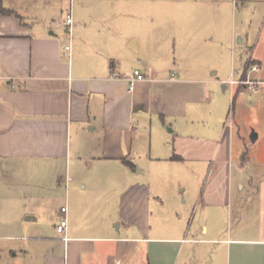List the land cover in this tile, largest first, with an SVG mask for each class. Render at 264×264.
<instances>
[{"label":"crops","instance_id":"obj_1","mask_svg":"<svg viewBox=\"0 0 264 264\" xmlns=\"http://www.w3.org/2000/svg\"><path fill=\"white\" fill-rule=\"evenodd\" d=\"M152 1L3 0L0 264H264V174L247 181L233 162L245 119L264 135V0H232L231 20ZM207 26L210 73L179 59ZM229 85L238 114L220 111L207 136L198 113ZM190 159L206 169L188 173L204 180L187 197Z\"/></svg>","mask_w":264,"mask_h":264},{"label":"rangeland","instance_id":"obj_2","mask_svg":"<svg viewBox=\"0 0 264 264\" xmlns=\"http://www.w3.org/2000/svg\"><path fill=\"white\" fill-rule=\"evenodd\" d=\"M167 1H168V6L170 7H175L178 3H180L185 6L189 5L191 7L193 6L197 7L200 10L204 11L205 13H212L215 10L221 9L224 15L228 14L227 19L228 17L230 20L233 19V17L230 16L231 15L230 11L232 10L231 9L232 0H167ZM158 2L159 1L153 0L152 1L153 6L154 7L156 5L160 6V3ZM206 18L211 19L209 14L206 15ZM67 28L68 27L65 25V33H66V36L68 37ZM208 28L209 26H207V28L205 29L202 28L201 30L202 33L199 34L200 39H199V42L197 43L199 47L197 48V53H195L196 56L195 54L191 56V54L184 53L182 54L183 56L179 57V59L181 58L183 60V63H187L191 61L192 59H194L195 63L199 64L203 68L205 67V71L207 69V72L210 73L211 64L209 63L210 57L208 56V48H207L208 46L206 44H209L212 42V40L210 39L212 37L211 35L212 33L207 31ZM224 31L225 30L223 29V32ZM175 44H176L175 39L170 40V48H173V51H176ZM173 51H172V55L173 57H175ZM230 87L231 85H229V90L226 93L223 92V90L221 89V91L219 92L220 93L219 95L218 94L214 95L212 98V101L208 102L207 104L202 106V108L200 109L198 113L199 119L196 123V127L197 129L199 128L200 132H204L203 134H206L207 136H211L213 138L218 136L216 127H217V123H219V121H217L218 120L217 118H218L220 111H222L226 119L228 118L230 111L233 112L234 110L236 115L238 114L237 107L240 106V103H239V100H237V97L235 95L230 94L231 93ZM250 98H251L250 96L246 97L248 101L251 100ZM234 105H236V109L234 108ZM249 114L251 116L252 113H249ZM254 124L255 123H253L252 121L245 119L243 122V125L241 126V129L239 131L235 129V132H234L233 162H237V164H239L234 169L236 173L243 175L247 179V181L250 179L254 180L256 178H259L261 176L260 174H264V135L261 134L258 140H255V141L252 140L251 135L253 133L259 132L258 127ZM245 157L249 158L250 161L246 162L244 159ZM196 163L197 162H194L193 160L190 159V160H185L184 162L179 164V168L185 171V175L183 176L185 179L184 181L185 185L183 186H185L186 188L185 194L187 197L196 195V193L199 192L203 184L204 176H201V179L197 181L196 177L194 176L189 177L188 175V173L193 169H200L202 174L205 172L206 166H204V164L197 165ZM32 177H36V176H32ZM42 178L45 179L46 176H43ZM26 179L29 180V178L27 177ZM242 183L245 184V181H243ZM182 192L183 191H180L181 199L183 200L185 196L182 194ZM56 197H57V202H59L60 197L57 196V194H56ZM196 224H197L196 222L192 223V221L188 220L186 226L188 228H191V227L193 228Z\"/></svg>","mask_w":264,"mask_h":264},{"label":"built area","instance_id":"obj_3","mask_svg":"<svg viewBox=\"0 0 264 264\" xmlns=\"http://www.w3.org/2000/svg\"><path fill=\"white\" fill-rule=\"evenodd\" d=\"M65 25L68 27V37L71 41V37H72V28L74 25L73 22V14L72 11H69L66 16H65ZM66 51L70 52L71 51V42L68 43L65 46ZM258 67H255V69H257ZM114 77H119L117 75H115ZM146 77L145 75L139 70L136 69L133 71V73L131 75L128 76V83H129V89L132 90L135 86V84L138 81H142L144 80ZM229 84H242L248 91L250 92H257L258 91V84L260 82L256 81V80H251V79H246V80H234L231 79L229 82ZM61 211L64 213V215H62L59 219V223L57 225V231L59 233H64L67 226H68V218L66 216V212H67V208L66 207H62Z\"/></svg>","mask_w":264,"mask_h":264},{"label":"trees","instance_id":"obj_4","mask_svg":"<svg viewBox=\"0 0 264 264\" xmlns=\"http://www.w3.org/2000/svg\"><path fill=\"white\" fill-rule=\"evenodd\" d=\"M3 0H0V13L6 12V9L2 5Z\"/></svg>","mask_w":264,"mask_h":264},{"label":"water","instance_id":"obj_5","mask_svg":"<svg viewBox=\"0 0 264 264\" xmlns=\"http://www.w3.org/2000/svg\"><path fill=\"white\" fill-rule=\"evenodd\" d=\"M251 137H252V140L255 141V140L257 139V133H253V134L251 135Z\"/></svg>","mask_w":264,"mask_h":264}]
</instances>
